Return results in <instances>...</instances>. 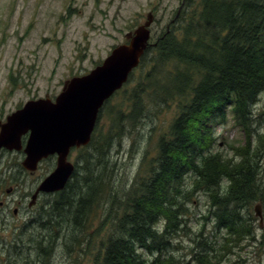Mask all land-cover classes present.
<instances>
[{
    "label": "trees",
    "instance_id": "1",
    "mask_svg": "<svg viewBox=\"0 0 264 264\" xmlns=\"http://www.w3.org/2000/svg\"><path fill=\"white\" fill-rule=\"evenodd\" d=\"M181 16L179 37L167 35L157 40L155 56L146 47L140 64L156 63L148 67L144 81L130 93L121 88L120 104L109 111L106 131L101 134L97 124L89 144L78 149L84 174H79L74 164L70 178L57 193L61 195L58 203L67 204L69 216H75L57 220L51 215L47 218L45 212L41 224L47 234L37 238L41 260L49 257L57 238L49 230L58 225L54 221L71 222L61 238L68 256L75 249L86 253L93 237L88 223L100 208L101 199L110 201L114 216L108 224L103 223L108 229L107 239L91 250L96 253L94 264H173L168 253L169 233L179 229L178 219L184 214L189 195L198 189L207 195L206 213L214 209L219 229L248 234L249 227L241 226L244 220L237 209L262 196L257 192L256 163L249 160V149L251 105L264 89V0H199L197 13L191 15L184 6ZM169 101L176 104L177 111L168 132L158 136L155 154L144 152L131 185L117 189L115 183L106 180L114 166L108 151L115 141L120 145L127 126L135 128L143 109ZM107 106L100 109V117ZM228 111L241 127L246 143L241 160L235 163L212 151L215 129L226 121ZM189 173L193 178L187 188L185 177ZM225 181L229 183L224 185ZM160 221L163 229L158 232L156 224ZM207 240L208 234L205 243L192 240L191 256L196 264H211ZM138 247L156 255L145 260ZM64 264L71 262L67 259Z\"/></svg>",
    "mask_w": 264,
    "mask_h": 264
},
{
    "label": "rangeland",
    "instance_id": "2",
    "mask_svg": "<svg viewBox=\"0 0 264 264\" xmlns=\"http://www.w3.org/2000/svg\"><path fill=\"white\" fill-rule=\"evenodd\" d=\"M181 2L182 0H0V122L29 99L46 95L54 98L66 79L86 73L100 64L114 47L127 43L126 34L143 23L150 10L154 14V20L149 26L148 47L151 48V56H155L157 40L167 35L179 37L183 24V7L186 6L191 15L199 10V0H184L183 6ZM153 63L156 60L143 64L139 62L131 79L128 78L122 87L130 93L131 88L144 81V73ZM168 68L171 69V66ZM121 88L103 106L108 105L101 117L100 111L93 132L97 124L102 129L101 134L106 131L110 120L109 111L120 104ZM123 109L128 110L127 107ZM176 111L173 101L163 106L151 104L143 109L135 128L127 126L120 145L115 141L108 151L110 161L114 162L106 178L109 183H115L117 189L124 190L131 185L144 152L148 151V155L155 154L158 136L168 132ZM251 118L249 160L256 163L255 177L259 184L257 192L262 196L249 200L247 204L243 203L237 209L238 216L244 220L241 226L249 227L248 234L237 235L234 230L219 229L214 209L210 208V213H206L207 195L198 189L189 195L184 214L178 219L179 229H172L169 233L168 253L173 257V264H196L191 256L194 245L192 240L205 243L207 234L210 238V241L207 240L210 256H213L211 264H264V135L257 132V128L264 125V89L251 105ZM124 122L128 124V121ZM235 123L234 116L228 111L226 121L215 129L216 141L212 148L213 152L226 156V160L231 163L241 160L242 149L246 144L241 127ZM78 149H72L68 159L76 165L79 174H84V162L78 159ZM4 156L0 161V182L6 183V188L12 186L5 199L21 197L22 203L17 215L10 212L6 221L0 218V264H64L67 259L71 264H94L96 253L91 250L94 251L99 242L105 241L109 236L103 223L108 224L110 216H114L110 211V201L101 199L100 208L95 215L92 214L88 230L93 237L86 253L75 249L68 256L61 238L68 232V224L71 225V222L59 223L53 220L58 225L49 230L58 239L52 244L49 257L41 260L37 238L43 239L47 234L41 224L45 212L48 211L47 218L51 215L57 220L60 217L70 218L75 214L69 216L71 214L67 210L70 207L65 203H58L61 195L57 193L60 190L44 192L46 194L39 196L35 203L28 205L38 182L54 169V156L42 160L33 172L15 170L20 167L22 156ZM237 157L240 158L238 161ZM192 178L191 173L186 175L184 186L190 188ZM27 193L30 195L25 200L24 194ZM257 203L262 216L261 226L259 217L254 212ZM156 229L158 232L163 229L162 221L156 224ZM138 251L145 260H151L156 255L139 247Z\"/></svg>",
    "mask_w": 264,
    "mask_h": 264
},
{
    "label": "water",
    "instance_id": "3",
    "mask_svg": "<svg viewBox=\"0 0 264 264\" xmlns=\"http://www.w3.org/2000/svg\"><path fill=\"white\" fill-rule=\"evenodd\" d=\"M152 21L153 15L148 12L144 23L126 34L127 43L114 47L87 73L66 79L53 100L48 96L30 99L0 123V149H22L24 169L35 171L42 159L56 158L55 168L40 182L30 204L39 191L64 188L74 170V164L68 160L71 149L89 142L100 108L139 64ZM23 136H26L24 146ZM254 209L261 224L259 204Z\"/></svg>",
    "mask_w": 264,
    "mask_h": 264
},
{
    "label": "flooded vegetation",
    "instance_id": "4",
    "mask_svg": "<svg viewBox=\"0 0 264 264\" xmlns=\"http://www.w3.org/2000/svg\"><path fill=\"white\" fill-rule=\"evenodd\" d=\"M183 3V1H182ZM26 136H23L22 137V145L24 146V140H25ZM5 154H10V155H14V156H19V157H23L24 156V153L22 152V149L21 150H18V151H7L5 149H0V161L2 160L3 156ZM8 158L9 156H4V158ZM18 172H21L23 171L24 169L21 168V166L17 169ZM6 183H1L0 182V218L2 219V221H6V217L8 215V213L11 212L12 215H17L18 214V210H19V207L22 203V199L21 197L19 199H16V198H12L10 200H6L5 199V196H8V194H10L11 190H12V186L10 185L9 188H6L5 187ZM35 189V188H34ZM34 191V190H33ZM28 195H30L29 193L27 194H24V198L26 200V198L28 197ZM32 195V193H31ZM30 195V197H31ZM42 194H38L37 198H36V201L38 199L39 196H41ZM35 203V202H34ZM28 205H32L30 204V200L28 202ZM10 209V210H9ZM0 219V220H1ZM261 226V225H260Z\"/></svg>",
    "mask_w": 264,
    "mask_h": 264
},
{
    "label": "clouds",
    "instance_id": "5",
    "mask_svg": "<svg viewBox=\"0 0 264 264\" xmlns=\"http://www.w3.org/2000/svg\"><path fill=\"white\" fill-rule=\"evenodd\" d=\"M253 127H256L255 124H253ZM257 132L261 135H264V125H261L260 127L257 128ZM231 155V154H230ZM237 161L240 159L239 157L236 158ZM225 184L229 183L228 181L224 182Z\"/></svg>",
    "mask_w": 264,
    "mask_h": 264
}]
</instances>
